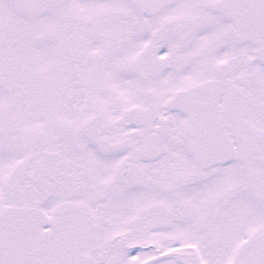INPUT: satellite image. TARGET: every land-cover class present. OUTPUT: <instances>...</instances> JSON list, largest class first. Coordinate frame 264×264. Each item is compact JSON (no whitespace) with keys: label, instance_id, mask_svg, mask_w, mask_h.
<instances>
[{"label":"snow or ice","instance_id":"6c2138e0","mask_svg":"<svg viewBox=\"0 0 264 264\" xmlns=\"http://www.w3.org/2000/svg\"><path fill=\"white\" fill-rule=\"evenodd\" d=\"M0 264H264V0H0Z\"/></svg>","mask_w":264,"mask_h":264}]
</instances>
